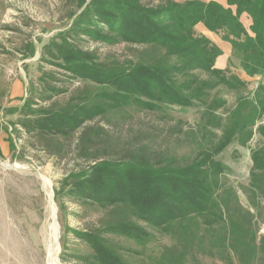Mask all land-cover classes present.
Masks as SVG:
<instances>
[{
	"label": "rangeland",
	"instance_id": "1",
	"mask_svg": "<svg viewBox=\"0 0 264 264\" xmlns=\"http://www.w3.org/2000/svg\"><path fill=\"white\" fill-rule=\"evenodd\" d=\"M92 1L0 0V264H52L53 255L54 264H84L82 257L93 251L78 233H93L120 219L135 221L151 233L148 243L103 234L128 264H264V173L255 171L252 158L254 150L264 148V136L257 131L247 144L238 133L215 156L226 167L219 178L222 188L213 196L225 207L224 224L206 226L204 219L190 216L166 233L136 220L126 208L102 207L71 192L70 175L90 168L101 146L95 145L90 157L82 154L86 127H102L123 141H151L176 164H187L218 141L236 114L252 113L254 91L264 84V74L249 76L232 46L227 49L214 33H203L200 23L195 32L218 44L224 55L227 51L224 63L216 67L236 71L248 82L245 88L220 85L192 107L161 104L148 110L132 101L107 109L70 136L35 129L45 110L90 105L105 90L113 91L67 69L62 54H80L85 61L121 69L144 58L147 62L149 55H167L161 48L95 37L88 30L96 18L89 15ZM168 1L173 0L143 3ZM240 20L252 34L250 17L245 13ZM171 57L175 64L181 61ZM193 74L209 77L203 71ZM186 78L181 73L178 82ZM207 113L223 118L225 126L207 125ZM263 125L264 117L254 128Z\"/></svg>",
	"mask_w": 264,
	"mask_h": 264
},
{
	"label": "trees",
	"instance_id": "2",
	"mask_svg": "<svg viewBox=\"0 0 264 264\" xmlns=\"http://www.w3.org/2000/svg\"><path fill=\"white\" fill-rule=\"evenodd\" d=\"M89 15L96 17L88 30L108 43L124 41L164 49L166 56H150L146 62L126 69L110 68L83 60L80 54H62L66 67L73 73L105 84L113 91L105 90L90 105H74L57 111L45 110V116L36 120L35 129L70 136L84 124L106 112L131 103H139L148 110L161 104L192 107L213 89L224 85L241 89L248 82L228 69L218 68L224 63L223 49L195 27L203 26L232 46L234 55L251 77L264 74V0H216L168 1L154 6L143 0H95L89 6ZM250 17L251 33L243 25L240 16ZM153 50V51H154ZM171 56L181 61L173 62ZM194 71L209 74L203 79ZM187 76L178 82V75ZM145 97V98H143ZM252 113L236 114L230 128L224 119L206 114V123L213 127L225 126L213 146L199 153L187 164L175 160L151 142L136 138L123 141L109 134L102 127L88 126L81 136L82 154L98 156L87 170L71 174V192L105 206L126 208L132 217L166 233L172 231L175 222L191 217L204 219L206 226L226 222L225 207L213 198L215 190L222 188L220 175L226 167L215 156L221 153L237 136L242 144L255 131L264 136V125L254 128L264 117V84L254 91ZM103 150V152H101ZM255 171L264 173V148L253 151ZM193 215V216H192ZM118 234L130 239L150 242L151 233L129 219L110 220L93 233H78L93 251L83 256L84 264H128L103 236Z\"/></svg>",
	"mask_w": 264,
	"mask_h": 264
},
{
	"label": "crops",
	"instance_id": "3",
	"mask_svg": "<svg viewBox=\"0 0 264 264\" xmlns=\"http://www.w3.org/2000/svg\"><path fill=\"white\" fill-rule=\"evenodd\" d=\"M249 23H251V21H250ZM199 27H200V26H199ZM201 27H202V31H203V33H205V32L208 33V30L203 26V24H202ZM210 33H211V32H210ZM216 37H217V38H216L217 41H219L220 43H222V45L226 46V48L229 49V47H230L229 43L223 42L222 39H221L219 36H217V35H216ZM226 48H225V51H226ZM226 53H227V51H226ZM226 53H225V55L223 56V60H224V58H225V56H226Z\"/></svg>",
	"mask_w": 264,
	"mask_h": 264
},
{
	"label": "bare ground",
	"instance_id": "4",
	"mask_svg": "<svg viewBox=\"0 0 264 264\" xmlns=\"http://www.w3.org/2000/svg\"><path fill=\"white\" fill-rule=\"evenodd\" d=\"M54 228H55V226H54ZM55 258H54V255L52 256V264H54L55 263Z\"/></svg>",
	"mask_w": 264,
	"mask_h": 264
}]
</instances>
